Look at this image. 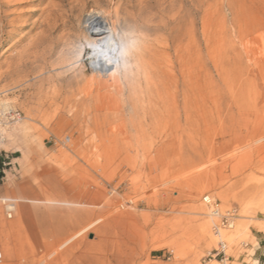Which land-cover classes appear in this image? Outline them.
Returning a JSON list of instances; mask_svg holds the SVG:
<instances>
[{"label": "rangeland", "instance_id": "obj_1", "mask_svg": "<svg viewBox=\"0 0 264 264\" xmlns=\"http://www.w3.org/2000/svg\"><path fill=\"white\" fill-rule=\"evenodd\" d=\"M46 1L0 0V110L20 111L25 123L9 147H0V263L56 264L94 246L86 253L98 264H258L264 0H177L190 13L183 25L189 35L176 50L164 42L165 53L156 56L175 65L173 77L167 85L163 76L161 97L154 92L125 102L93 85L87 57L88 77L51 72L34 83L42 70L39 44L54 39L50 48H56L63 35L43 26L46 9L60 2ZM100 1L83 4L91 11L149 0ZM22 147L31 150L26 163L15 161ZM27 198L26 218L7 215L6 204ZM210 202L222 214L237 211L234 228L222 232L224 263L207 258L219 242L212 229L215 242L202 232L206 222L213 225ZM54 203L66 211L55 220L61 240L39 257L27 229L50 243L44 206Z\"/></svg>", "mask_w": 264, "mask_h": 264}, {"label": "bare ground", "instance_id": "obj_2", "mask_svg": "<svg viewBox=\"0 0 264 264\" xmlns=\"http://www.w3.org/2000/svg\"><path fill=\"white\" fill-rule=\"evenodd\" d=\"M117 4L108 7L98 5L91 11L86 9L83 0H60L58 3L54 1L50 4L44 14L43 26L47 27L48 31L60 30L63 35L58 43H53L56 48H50V42L54 39L50 42L47 39L39 44L44 46L40 61L42 70L32 79L34 83L36 85L43 83L47 74L51 72L60 75L75 73L76 76L88 77L85 66H83L87 57L93 72L92 77L88 78L93 79L92 83L95 87L99 86L107 90L110 99L125 102L142 94L151 96L154 92L161 97L159 85H165L164 75L168 79L167 85L169 84L175 65L167 66L156 56H162L165 53L160 48L164 42L170 44V49L176 50L181 41L189 35L183 30V25L190 13L180 6L177 0L141 1L139 6L129 8L127 5ZM59 43L63 45V48L59 56L51 63V54L59 48ZM51 64L52 68H50ZM85 89L87 91L91 89L90 85L87 84ZM4 107L6 109L7 104H4ZM0 112L4 119L17 116L15 122H7L2 128L3 138L0 147L7 148L11 145L10 141L14 140L15 135L23 130L25 123H19L22 117L18 110L3 111L1 109ZM69 113H73V110H69ZM20 150L22 156L15 161L28 162L31 150L23 147ZM16 190L19 194L23 187L19 186ZM28 203L29 198L20 200L16 204H6L7 215L16 213L18 217L26 218ZM44 209L49 216L50 243L46 237L38 235L32 227L27 229L35 243L39 257L49 254L50 247L47 245L51 244V247H56L60 243L61 239L56 234L57 222L55 220L66 213L63 206L58 203L45 205ZM209 216L212 218L211 213ZM211 220L212 228L210 223L206 222L202 226V232L215 242L211 229L216 236L217 232L214 229L216 219ZM1 226L3 229H9L4 222H1ZM229 230L231 229L219 230V237H216L224 241L222 232ZM237 232L235 230L230 237H235ZM90 248L94 250V246H88L85 251L74 253L71 258H66L56 264H98L94 253H86Z\"/></svg>", "mask_w": 264, "mask_h": 264}, {"label": "built area", "instance_id": "obj_3", "mask_svg": "<svg viewBox=\"0 0 264 264\" xmlns=\"http://www.w3.org/2000/svg\"><path fill=\"white\" fill-rule=\"evenodd\" d=\"M17 120V116H14L13 118H7L4 119L0 112V142L3 138L2 128L4 127V124L9 122L13 123ZM210 213L212 215V218L219 219V221L214 224V229L217 232L216 236L219 237V230L223 229H232L235 220L237 218V211L235 209L228 210L222 214L219 205L217 203L210 202ZM228 245L225 241L219 240L218 247L211 251L207 258L209 259H220L222 263L229 260V256L227 255ZM258 264H264V254H261L258 259Z\"/></svg>", "mask_w": 264, "mask_h": 264}, {"label": "trees", "instance_id": "obj_4", "mask_svg": "<svg viewBox=\"0 0 264 264\" xmlns=\"http://www.w3.org/2000/svg\"><path fill=\"white\" fill-rule=\"evenodd\" d=\"M5 160L3 157L0 155V179L3 177V166H4Z\"/></svg>", "mask_w": 264, "mask_h": 264}]
</instances>
